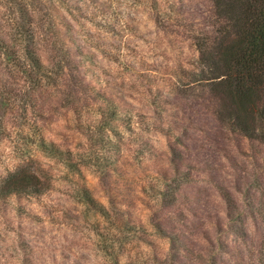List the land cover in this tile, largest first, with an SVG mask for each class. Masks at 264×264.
<instances>
[{"label": "clouds", "instance_id": "obj_1", "mask_svg": "<svg viewBox=\"0 0 264 264\" xmlns=\"http://www.w3.org/2000/svg\"><path fill=\"white\" fill-rule=\"evenodd\" d=\"M222 23L214 0H0V264H264L259 111L163 202Z\"/></svg>", "mask_w": 264, "mask_h": 264}, {"label": "trees", "instance_id": "obj_2", "mask_svg": "<svg viewBox=\"0 0 264 264\" xmlns=\"http://www.w3.org/2000/svg\"><path fill=\"white\" fill-rule=\"evenodd\" d=\"M223 26L213 43L205 46L202 63L212 91L221 92L218 119L233 129L251 135V114L264 117V13H256L240 0H214ZM224 77V79H220Z\"/></svg>", "mask_w": 264, "mask_h": 264}, {"label": "rangeland", "instance_id": "obj_3", "mask_svg": "<svg viewBox=\"0 0 264 264\" xmlns=\"http://www.w3.org/2000/svg\"><path fill=\"white\" fill-rule=\"evenodd\" d=\"M222 26L223 24L217 29L213 39ZM212 41L206 47L211 45ZM215 92L210 89L205 81L201 80L191 85L190 91L184 94L186 97L185 119L183 122L175 124L179 135L169 145L168 161L172 168V183L163 193L165 206L173 205L180 198L189 200L197 197L195 184L198 179L200 163L209 162L213 152L225 148L223 137L220 134L221 129L227 127L234 136L240 134L231 126L219 121L218 113L222 108L217 93H222L220 91ZM194 156L197 160L195 164L193 163ZM165 178L167 179V171H165ZM16 179L19 180L20 178L17 177ZM260 182L264 183V180ZM256 199L254 193L249 195L250 209L255 204ZM261 207L264 211V204ZM232 230L239 231L238 220L234 221ZM221 247L223 248V244ZM213 264H215V260Z\"/></svg>", "mask_w": 264, "mask_h": 264}]
</instances>
